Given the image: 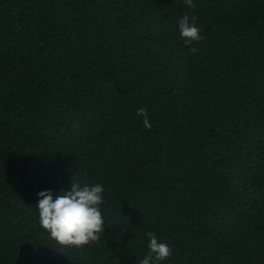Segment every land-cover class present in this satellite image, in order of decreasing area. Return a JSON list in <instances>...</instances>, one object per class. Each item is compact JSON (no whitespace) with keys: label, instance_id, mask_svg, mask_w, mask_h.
I'll return each instance as SVG.
<instances>
[{"label":"trees","instance_id":"16d2710c","mask_svg":"<svg viewBox=\"0 0 264 264\" xmlns=\"http://www.w3.org/2000/svg\"><path fill=\"white\" fill-rule=\"evenodd\" d=\"M193 4L0 0V264H138L149 231L161 264H264V0ZM72 180L105 189L83 248L36 206Z\"/></svg>","mask_w":264,"mask_h":264},{"label":"clouds","instance_id":"9594fccd","mask_svg":"<svg viewBox=\"0 0 264 264\" xmlns=\"http://www.w3.org/2000/svg\"><path fill=\"white\" fill-rule=\"evenodd\" d=\"M188 7H195L193 0H185ZM180 36L186 46L202 42L205 37L202 28L197 26L196 17L184 15L178 23ZM192 53L198 48L190 47ZM146 108L137 109V115L143 117L145 128L151 129ZM62 195L53 199L51 190L37 193L40 199L37 203L39 224L50 237L61 246L83 248L93 242L98 243L106 227L102 215L103 205L106 204L105 189L101 184L83 185L72 180L70 190H61ZM147 255L138 264H161L172 255V249L160 242L157 235L149 231Z\"/></svg>","mask_w":264,"mask_h":264}]
</instances>
